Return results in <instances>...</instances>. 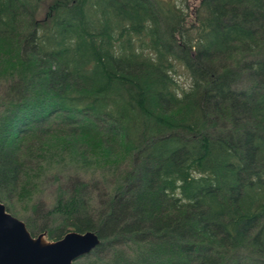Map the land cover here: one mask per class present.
<instances>
[{
  "label": "trees",
  "instance_id": "obj_1",
  "mask_svg": "<svg viewBox=\"0 0 264 264\" xmlns=\"http://www.w3.org/2000/svg\"><path fill=\"white\" fill-rule=\"evenodd\" d=\"M0 106V202L71 264H264V0H0Z\"/></svg>",
  "mask_w": 264,
  "mask_h": 264
},
{
  "label": "water",
  "instance_id": "obj_2",
  "mask_svg": "<svg viewBox=\"0 0 264 264\" xmlns=\"http://www.w3.org/2000/svg\"><path fill=\"white\" fill-rule=\"evenodd\" d=\"M99 242L92 231H68L56 240L30 234L24 222L0 202V264H71Z\"/></svg>",
  "mask_w": 264,
  "mask_h": 264
},
{
  "label": "rangeland",
  "instance_id": "obj_3",
  "mask_svg": "<svg viewBox=\"0 0 264 264\" xmlns=\"http://www.w3.org/2000/svg\"><path fill=\"white\" fill-rule=\"evenodd\" d=\"M198 1L199 0H182V3L184 4V5H186L187 7H188V9L189 10H192L193 8H195V6H197V4H198ZM187 12H188V10H186ZM182 69L179 67L178 69H177V72H182L181 71ZM176 78H177V81L182 85L186 80H185V76H184V74L183 73H179V74H177L176 75ZM3 110V108L0 106V112ZM10 133H5V131L4 130H0V140H1V138L2 137H4L5 135H7V136H10L9 135ZM67 175V174H66ZM65 175V176H66ZM68 178V177H67ZM55 178H52V177H50L49 176V173H45L44 174V176H42V179L40 178V182H41V188H40V194L38 195V199L40 200V199H42L43 200V202H44V200L46 201L45 202V206H47L49 203H51L50 202V200H51V198H52V195L53 194H55L56 193V187H57V184H56V181L54 180ZM140 187H139V185L137 184L136 185V188H134L130 193H132L131 194V196H133V194H135V192L136 191H140ZM44 198V199H43ZM77 198H78V196H76V198H75V201L77 200ZM38 200V201H39ZM53 200V199H52ZM3 203V202H2ZM19 206H22L21 204L22 203H17ZM44 206V207H45ZM95 209H97L98 210V208H97V206H95ZM13 216H15V215H13ZM16 217V216H15ZM18 218V217H17ZM18 219H22V218H18ZM28 230V229H27ZM37 233H34V234H32V235H36ZM45 238V237H44ZM46 239V238H45ZM47 240V239H46ZM49 241V240H48ZM51 241V240H50ZM117 249H118V247H112L111 249H110V253H112V252H115V251H117ZM123 254H125V253H123ZM89 261L87 262V263H81V264H112V263H110V262H108V261H106V262H103V263H101L100 261H98V262H96V263H94V258H92V259H88ZM103 261V260H102ZM122 260H120L118 263H115V264H127V261L126 260H124L123 262H121ZM114 264V263H113ZM129 264V263H128Z\"/></svg>",
  "mask_w": 264,
  "mask_h": 264
},
{
  "label": "bare ground",
  "instance_id": "obj_4",
  "mask_svg": "<svg viewBox=\"0 0 264 264\" xmlns=\"http://www.w3.org/2000/svg\"><path fill=\"white\" fill-rule=\"evenodd\" d=\"M25 224V223H24ZM26 226V225H25Z\"/></svg>",
  "mask_w": 264,
  "mask_h": 264
}]
</instances>
